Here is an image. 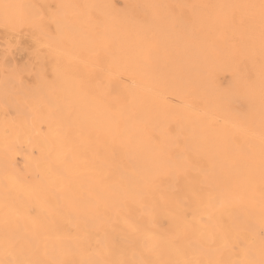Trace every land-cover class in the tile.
I'll list each match as a JSON object with an SVG mask.
<instances>
[{
  "label": "bare ground",
  "instance_id": "6f19581e",
  "mask_svg": "<svg viewBox=\"0 0 264 264\" xmlns=\"http://www.w3.org/2000/svg\"><path fill=\"white\" fill-rule=\"evenodd\" d=\"M119 1L0 0V264H264V0Z\"/></svg>",
  "mask_w": 264,
  "mask_h": 264
},
{
  "label": "rangeland",
  "instance_id": "374dc122",
  "mask_svg": "<svg viewBox=\"0 0 264 264\" xmlns=\"http://www.w3.org/2000/svg\"><path fill=\"white\" fill-rule=\"evenodd\" d=\"M115 4L117 6H121L122 3L119 0H115ZM5 43V45H4ZM5 46V47H4ZM2 47V48H1ZM43 46L40 47V51L42 52ZM32 48H30V41L26 36L22 38V43L18 45H14L8 43L2 35V31L0 30V63L5 65L6 67H22L24 66L31 57ZM3 62V63H2ZM11 64V65H10ZM9 67V68H10ZM23 79L26 82H30L31 77L27 74L23 75ZM220 80L222 83L226 84V75H221Z\"/></svg>",
  "mask_w": 264,
  "mask_h": 264
}]
</instances>
